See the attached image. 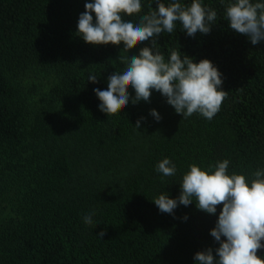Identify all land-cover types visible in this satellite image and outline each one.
<instances>
[{
    "label": "trees",
    "instance_id": "obj_1",
    "mask_svg": "<svg viewBox=\"0 0 264 264\" xmlns=\"http://www.w3.org/2000/svg\"><path fill=\"white\" fill-rule=\"evenodd\" d=\"M87 2L0 0V264H196L197 252L219 247L210 231L222 205L215 215L195 203L170 215L152 201L177 198L192 164L207 170L228 160V174L248 180L264 169V42L252 45L229 28V0H202L217 12L210 33L189 37L176 22L155 39L166 59L176 49L217 67L227 92L218 113L183 119L155 91L132 104L130 88L127 107L108 117L93 89L106 90L124 70L119 57L140 47L85 43L76 33ZM141 3V13L124 19L138 23L156 7ZM164 158L175 175L156 171Z\"/></svg>",
    "mask_w": 264,
    "mask_h": 264
},
{
    "label": "clouds",
    "instance_id": "obj_2",
    "mask_svg": "<svg viewBox=\"0 0 264 264\" xmlns=\"http://www.w3.org/2000/svg\"><path fill=\"white\" fill-rule=\"evenodd\" d=\"M224 4V0H221ZM156 7L149 5L147 14L140 16L138 23L125 20L141 13V0H91L85 3L77 24L78 36L92 46L123 44V52L140 47L138 55L119 57L125 65L122 72H114L107 79V89H93L100 101L99 110L108 117L121 113L130 101L129 89L135 92L132 104L149 102L152 92L166 98L183 119L198 113L211 120L220 110L227 92L222 90V73L214 64L202 59L198 63L180 50L169 49L165 58L156 37L173 33L176 22L187 36L210 33L217 20L216 10L204 6L202 0L183 4L172 0L167 4L155 0ZM95 16V20L93 18ZM225 20L234 32L244 35L252 45L264 42V2L252 0H229L225 5ZM150 43L151 47L144 46ZM90 83H98L96 75H89ZM150 115L159 122L156 110ZM143 119V118H141ZM141 121L135 127L139 129ZM230 161H218L207 170L189 165L182 177L180 195L169 198L161 194L152 202L161 213L174 215L178 205L192 203L198 210L215 215L222 205L215 227L210 235L219 247L207 248L194 255L196 264H264L257 252L264 249V169L256 170L253 179L243 174H228ZM156 171L164 177L175 175L176 167L164 158L156 165ZM195 201V202H194ZM90 213L83 217L84 223L93 224ZM187 220V216L183 218ZM106 232H101L102 239ZM223 238V239H222Z\"/></svg>",
    "mask_w": 264,
    "mask_h": 264
}]
</instances>
